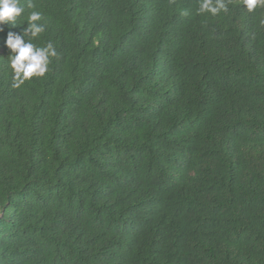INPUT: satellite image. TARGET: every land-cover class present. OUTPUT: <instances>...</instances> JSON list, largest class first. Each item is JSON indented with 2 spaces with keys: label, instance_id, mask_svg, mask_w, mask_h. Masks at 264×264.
<instances>
[{
  "label": "trees",
  "instance_id": "16d2710c",
  "mask_svg": "<svg viewBox=\"0 0 264 264\" xmlns=\"http://www.w3.org/2000/svg\"><path fill=\"white\" fill-rule=\"evenodd\" d=\"M200 2L21 0L0 264H264V8ZM31 11L58 56L14 88Z\"/></svg>",
  "mask_w": 264,
  "mask_h": 264
},
{
  "label": "clouds",
  "instance_id": "9594fccd",
  "mask_svg": "<svg viewBox=\"0 0 264 264\" xmlns=\"http://www.w3.org/2000/svg\"><path fill=\"white\" fill-rule=\"evenodd\" d=\"M243 4L248 11H253L257 7L264 8V0H243ZM27 7L34 9L36 5L32 3V0H27ZM197 11L198 14L210 13L212 16H217L221 12L228 11V4L226 0H201ZM23 13L24 7L21 5V0H0V32L4 30V25L12 28L21 26L17 24V20ZM41 20L42 14L39 11H31L27 16L26 27H22L20 32L7 33L5 47L10 50L7 57L13 73L14 88L21 87L34 77H45L52 58L58 56L51 42L43 47H37L32 43V40L45 31Z\"/></svg>",
  "mask_w": 264,
  "mask_h": 264
}]
</instances>
